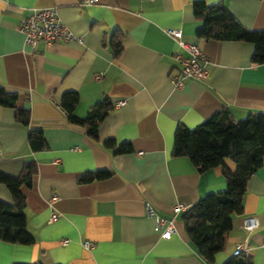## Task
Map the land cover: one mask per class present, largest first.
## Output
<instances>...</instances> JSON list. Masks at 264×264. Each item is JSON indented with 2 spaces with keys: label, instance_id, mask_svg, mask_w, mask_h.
Masks as SVG:
<instances>
[{
  "label": "crops",
  "instance_id": "0c3cea01",
  "mask_svg": "<svg viewBox=\"0 0 264 264\" xmlns=\"http://www.w3.org/2000/svg\"><path fill=\"white\" fill-rule=\"evenodd\" d=\"M197 0H0V85L17 93L16 106L29 110L28 125L17 122L14 109L0 106V172L17 176L26 159L36 171L22 186L26 229L32 244L0 240V264H204L173 211L225 188L221 165L199 173L184 156L172 151L175 127L194 128L225 108L236 121L264 113V63L253 64L254 46L242 41L205 40L195 35L200 21L193 14ZM221 2L248 30H264V0H202ZM55 6L60 22L80 42L39 43L34 52L23 43L18 22L30 8ZM205 54L208 74L176 88L169 74L180 68L176 54L187 52L167 30ZM120 37L117 55L111 45ZM100 75L99 79L94 76ZM79 95L74 112L85 116L103 98L113 106L98 126V140L82 126L71 124L57 107L63 92ZM39 128L47 147H28L29 129ZM129 142L132 151L113 154L101 143ZM249 175L243 213L232 216L221 236L222 249L213 263L223 264L237 245L253 264H264V161ZM233 170L234 163L225 160ZM110 170L104 180L77 183L87 171ZM58 199L49 206L50 196ZM0 184V199L11 201ZM148 203L162 218L173 221V232L161 237ZM57 218L49 221L51 212ZM257 226L247 231L243 218ZM67 239L66 244L61 240ZM84 241L91 245L82 246Z\"/></svg>",
  "mask_w": 264,
  "mask_h": 264
},
{
  "label": "trees",
  "instance_id": "16d2710c",
  "mask_svg": "<svg viewBox=\"0 0 264 264\" xmlns=\"http://www.w3.org/2000/svg\"><path fill=\"white\" fill-rule=\"evenodd\" d=\"M193 14L200 23L195 35L205 40L242 41L253 44L251 62L264 63V30H248L227 11L221 2L207 4L202 0L192 4ZM114 54L121 51V41L117 34L111 40ZM17 93L8 91L0 85V106L14 109L17 122L28 125L29 110L16 106ZM79 95L74 90L62 93L57 107L65 114L71 124L82 126L87 135L97 141L98 126L112 110V102L108 98L91 105L85 116L74 112ZM172 139L174 157H187L199 173L221 165L225 188L219 192L208 193L197 199L183 213L181 221L189 242L197 254L206 262L213 263L214 255L222 249L221 236L232 226V216L243 213V195L246 181L264 161V113L251 114L234 121L225 108L217 110L194 128L183 125L175 127ZM41 129H29L27 134L28 147L39 151L47 146ZM114 139L102 141L105 148L113 154L129 153L132 147L129 142L114 143ZM234 163L231 170L223 163L225 160ZM36 171L33 159H26L19 175L10 176L0 172V184L4 185L11 201L0 199V240L8 243L30 245L34 239L26 229L24 213L25 198L22 186H30ZM110 170L87 171L77 178V183L93 180H104L111 175ZM13 264H40L38 262H14ZM223 264H253L246 254L232 255Z\"/></svg>",
  "mask_w": 264,
  "mask_h": 264
},
{
  "label": "built area",
  "instance_id": "2783aa9c",
  "mask_svg": "<svg viewBox=\"0 0 264 264\" xmlns=\"http://www.w3.org/2000/svg\"><path fill=\"white\" fill-rule=\"evenodd\" d=\"M79 4L94 3L97 0H78ZM58 17L57 8L55 6L44 8H30L28 12L20 18L18 22V29L23 34V44L28 46L30 52H34L39 43L44 46H51L60 42H69L76 40L80 42L81 39L75 36L68 28L63 25ZM167 34L170 35L181 47L187 52L186 56L176 54V58L179 61L180 68L176 73L169 74V81L176 87H182L186 80H201L208 74L205 54L195 44L186 43L181 40V32L175 29L167 30ZM100 75L94 76V79H99ZM125 103V100H115L111 105L121 106ZM49 206H52V202L58 199V196H50ZM145 212L147 215L154 218V228L157 231L161 229V237L167 238L174 229L173 221L171 219L162 218L157 215L152 207L148 203L144 204ZM188 207L181 203H176L173 206L174 212L180 210H186ZM57 218L56 212L52 211L49 217V221H53ZM257 226V221L254 217H246L242 219L241 226L247 231H252ZM264 239V238H262ZM67 239L61 240V244H66ZM264 243V241H262ZM88 241H84L82 246L85 248L90 247ZM243 251L242 245H237L235 250L231 253L237 255ZM208 264V263H204Z\"/></svg>",
  "mask_w": 264,
  "mask_h": 264
}]
</instances>
